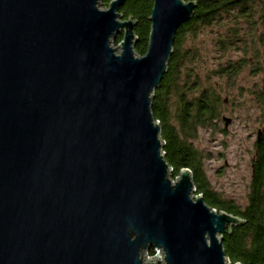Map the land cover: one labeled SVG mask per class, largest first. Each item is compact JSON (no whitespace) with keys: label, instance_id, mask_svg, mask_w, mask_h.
<instances>
[{"label":"water","instance_id":"obj_1","mask_svg":"<svg viewBox=\"0 0 264 264\" xmlns=\"http://www.w3.org/2000/svg\"><path fill=\"white\" fill-rule=\"evenodd\" d=\"M123 2L0 0V264H231L244 221L170 180L151 109L196 1L153 0L143 55Z\"/></svg>","mask_w":264,"mask_h":264},{"label":"trees","instance_id":"obj_2","mask_svg":"<svg viewBox=\"0 0 264 264\" xmlns=\"http://www.w3.org/2000/svg\"><path fill=\"white\" fill-rule=\"evenodd\" d=\"M110 0H103L107 6ZM196 7L191 18L177 30L173 51L167 62L160 84L154 89L151 109L159 121L160 134L164 141L165 160L172 168V177L181 169L191 173L196 194L203 196L204 202L217 212L239 216L243 224L224 232L223 249L231 264H264V90L256 95V103L261 107L262 126L254 142L251 163V178L247 203L243 208L217 194L204 172L203 159L208 157L198 149L193 139L199 128H215L222 120L225 99L212 84L202 83L195 67L189 65L197 59L194 48L184 46L186 39H192L205 26H218L214 44L222 55L231 51L241 52L237 59L228 58L210 74L232 80L252 58L258 62V52L264 51V0H195ZM153 0H124L119 8L123 17L136 19L134 32L138 35L134 47L143 55L148 44L150 29L149 16ZM245 24V34L240 33ZM258 27L262 32L256 34ZM122 35L114 39L117 43ZM250 52V53H249ZM224 124V122H223ZM225 132V129H219ZM151 250L149 254H152Z\"/></svg>","mask_w":264,"mask_h":264},{"label":"rangeland","instance_id":"obj_3","mask_svg":"<svg viewBox=\"0 0 264 264\" xmlns=\"http://www.w3.org/2000/svg\"><path fill=\"white\" fill-rule=\"evenodd\" d=\"M102 2L100 0L99 6L106 8ZM239 26L244 35L245 24ZM262 29L258 27L256 34ZM217 30L222 32L218 26H205L195 40L187 38L184 46L197 49V59L189 65L195 67L194 72L199 74L202 83L212 84L219 90L226 101L222 114L232 120L227 127L220 119L215 128H199L192 142L208 155L203 159L204 172L212 189L243 208L247 203L254 142L262 126L261 107L256 103L255 94L264 90V51L260 49L259 61L252 58L232 80L213 74L209 76L211 70L223 65L228 58L237 59L242 55L239 51L222 55L214 44ZM116 44L113 39L112 45Z\"/></svg>","mask_w":264,"mask_h":264},{"label":"built area","instance_id":"obj_4","mask_svg":"<svg viewBox=\"0 0 264 264\" xmlns=\"http://www.w3.org/2000/svg\"><path fill=\"white\" fill-rule=\"evenodd\" d=\"M172 171H173V170H172ZM172 171L169 173V174H170V180H171V181H175V179L178 178L179 175H177V176H175V177H172ZM194 195H195V196H198V195H200V194H196V192H195ZM150 251H151V250H150ZM150 251H148V252H146V253L144 254V264H147L148 262H150V261H152V260H155V259H156L157 257H159L160 254H161L159 250H156V251L152 250V251H153L152 254H149Z\"/></svg>","mask_w":264,"mask_h":264},{"label":"flooded vegetation","instance_id":"obj_5","mask_svg":"<svg viewBox=\"0 0 264 264\" xmlns=\"http://www.w3.org/2000/svg\"><path fill=\"white\" fill-rule=\"evenodd\" d=\"M260 132V131H259ZM258 134V133H257Z\"/></svg>","mask_w":264,"mask_h":264}]
</instances>
